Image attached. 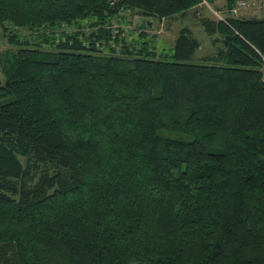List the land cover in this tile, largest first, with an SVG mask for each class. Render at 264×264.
<instances>
[{"label":"trees","instance_id":"16d2710c","mask_svg":"<svg viewBox=\"0 0 264 264\" xmlns=\"http://www.w3.org/2000/svg\"><path fill=\"white\" fill-rule=\"evenodd\" d=\"M236 1L0 0V264L264 263V16ZM207 4L203 62L189 26L158 49Z\"/></svg>","mask_w":264,"mask_h":264},{"label":"rangeland","instance_id":"374dc122","mask_svg":"<svg viewBox=\"0 0 264 264\" xmlns=\"http://www.w3.org/2000/svg\"><path fill=\"white\" fill-rule=\"evenodd\" d=\"M205 6L207 8L203 7V10L201 9L202 11H200V12L205 16H211L213 18H216L217 15H215L212 12L214 9L212 8L213 9L212 10L208 4ZM136 21H137V18H136ZM186 26H189V27L192 26L193 27L195 36L202 43V46L199 49V51L197 52L196 58L194 60L195 62L201 63L203 61H201L200 58L211 53L214 50V47H213L211 38L203 30V28L200 24H196L195 22H189V24H187L185 22H173V23H171V22L167 23L166 22V24H162L158 28H155L152 34L156 33L157 35H162L160 37L158 36L159 40L157 42V46H158V49H160V51H163V50L171 51V49L173 48V45H174L175 37H177L178 32L183 27H186ZM3 29L4 28L0 25V48L1 49L2 48L5 49L9 45L7 42V39L5 38V32ZM13 29H16V32H21V31L27 30V29H23V28H21V29L13 28ZM143 29H145V28L143 27ZM147 32H152V31H151V29H147ZM23 34L26 35L27 33H23ZM0 78L2 80L4 79V76H3L1 71H0Z\"/></svg>","mask_w":264,"mask_h":264},{"label":"crops","instance_id":"0c3cea01","mask_svg":"<svg viewBox=\"0 0 264 264\" xmlns=\"http://www.w3.org/2000/svg\"><path fill=\"white\" fill-rule=\"evenodd\" d=\"M217 4L219 5V7H223L224 4H225V0H218ZM201 9L203 10V5H199L196 9L191 11L186 16L179 15V16H175V17H172V18H168L166 21H167V23H170V22L171 23H173V22H185V23L189 24V22H195L196 24H200L199 23V17H201V14L199 13L198 15H195L194 12L199 11V10L202 11ZM223 11H225V10H223ZM239 16H264V8H259V7H255V6L249 7V8H245V9H242L240 11ZM166 21L163 24H166ZM148 26L151 28L152 32H150V33L152 34L154 29L156 28V26L154 28H153V25H151V24H148ZM191 28L193 29L192 26H191ZM158 36L160 37L162 35H158Z\"/></svg>","mask_w":264,"mask_h":264},{"label":"built area","instance_id":"2783aa9c","mask_svg":"<svg viewBox=\"0 0 264 264\" xmlns=\"http://www.w3.org/2000/svg\"><path fill=\"white\" fill-rule=\"evenodd\" d=\"M253 6L259 7V8H264V0H237L236 5L231 10V14L234 16H239L240 11L242 9L253 7ZM212 12L215 15H217L218 18L223 19V16L218 11L213 10ZM262 264H264V263H262Z\"/></svg>","mask_w":264,"mask_h":264}]
</instances>
